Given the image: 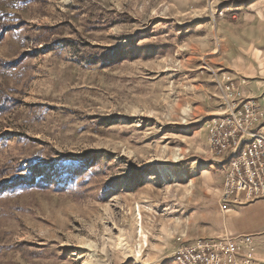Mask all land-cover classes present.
I'll use <instances>...</instances> for the list:
<instances>
[{
	"label": "rangeland",
	"instance_id": "rangeland-1",
	"mask_svg": "<svg viewBox=\"0 0 264 264\" xmlns=\"http://www.w3.org/2000/svg\"><path fill=\"white\" fill-rule=\"evenodd\" d=\"M228 78L264 100V0H0V264H176L211 237Z\"/></svg>",
	"mask_w": 264,
	"mask_h": 264
},
{
	"label": "built area",
	"instance_id": "built-area-1",
	"mask_svg": "<svg viewBox=\"0 0 264 264\" xmlns=\"http://www.w3.org/2000/svg\"><path fill=\"white\" fill-rule=\"evenodd\" d=\"M227 79L222 112L207 123V141L216 162L227 164L219 201L221 209L233 201L264 197V100L238 97ZM248 235H216L181 244L173 253L176 264H260Z\"/></svg>",
	"mask_w": 264,
	"mask_h": 264
},
{
	"label": "crops",
	"instance_id": "crops-1",
	"mask_svg": "<svg viewBox=\"0 0 264 264\" xmlns=\"http://www.w3.org/2000/svg\"><path fill=\"white\" fill-rule=\"evenodd\" d=\"M222 234L251 236L253 256L264 264V197L240 203L231 201L224 210L218 206L217 227L212 236Z\"/></svg>",
	"mask_w": 264,
	"mask_h": 264
},
{
	"label": "bare ground",
	"instance_id": "bare-ground-1",
	"mask_svg": "<svg viewBox=\"0 0 264 264\" xmlns=\"http://www.w3.org/2000/svg\"><path fill=\"white\" fill-rule=\"evenodd\" d=\"M140 240H141V243H140V246L137 248V249H135V250H132V249H130L129 247H124L122 250H123V252L124 253H128V255H132V256H135V257H137L139 254H140V252H141V249H140V247H141V245H143L142 244V241L144 242L145 241V234L144 233H141V231H140ZM121 239V238H120ZM122 242H119V244H121ZM126 243H124V245H125ZM120 246V245H119ZM126 246V245H125ZM121 247H122V244H121Z\"/></svg>",
	"mask_w": 264,
	"mask_h": 264
}]
</instances>
